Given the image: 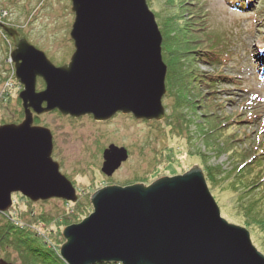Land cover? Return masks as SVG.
Here are the masks:
<instances>
[{"label": "rangeland", "instance_id": "374dc122", "mask_svg": "<svg viewBox=\"0 0 264 264\" xmlns=\"http://www.w3.org/2000/svg\"><path fill=\"white\" fill-rule=\"evenodd\" d=\"M147 2L163 31L164 61L172 62L164 118L137 119L122 112L105 122L58 111L39 116L37 123L52 130L53 158L78 199L32 201L16 192L6 212L42 238L55 261L66 262L60 255L63 230L93 211V192L113 184H150L197 165L222 216L249 229L264 254V231L253 223L264 218V0ZM74 18L71 0H0V29L2 24L20 29L55 64L73 52ZM11 40L0 31V92L12 88L6 100L0 98V125L24 116ZM110 144L126 147L129 157L109 176L102 167ZM18 246L8 244L0 258L28 264Z\"/></svg>", "mask_w": 264, "mask_h": 264}, {"label": "water", "instance_id": "95a60500", "mask_svg": "<svg viewBox=\"0 0 264 264\" xmlns=\"http://www.w3.org/2000/svg\"><path fill=\"white\" fill-rule=\"evenodd\" d=\"M75 14L70 61L56 65L20 31L6 24L11 59L23 89L24 117L0 125V212L13 193L32 201L75 202L77 189L53 158L52 130L35 114L58 110L106 120L117 112L161 120L168 65L163 34L147 0H71ZM45 86L38 89V78ZM102 171L112 175L129 157L110 144ZM93 211L63 230L67 264H264L246 227L221 214L201 167L150 184H113L91 195ZM0 264H14L0 258Z\"/></svg>", "mask_w": 264, "mask_h": 264}, {"label": "trees", "instance_id": "16d2710c", "mask_svg": "<svg viewBox=\"0 0 264 264\" xmlns=\"http://www.w3.org/2000/svg\"><path fill=\"white\" fill-rule=\"evenodd\" d=\"M170 19H171V21L174 20V16H171ZM165 29H166V26H165ZM18 30L20 31V29H18ZM0 31L4 35V37L6 38V40L8 42L10 39H12V37H10L4 30L0 29ZM9 46L11 48H13V46H14L13 39L11 40V43H9ZM171 63L172 62H170V64ZM170 64L168 63L169 68H170ZM13 77L15 78V75ZM43 85H44V83H43ZM11 90H12V88H7V89L3 90L4 91L3 93H1L2 88L0 89L1 101L6 100L7 95H9ZM19 91H21V90H19ZM22 113L24 114V109H23ZM23 114H22V116H23ZM22 118L20 120H22ZM38 118L39 117H37V116L35 117V123H37ZM20 120H18V121H20ZM18 121H13V122H18ZM256 218H258V219H254L253 223L257 224L259 226H262L261 230L264 231V218L262 220L259 217H256ZM36 236H37V234L32 232L30 229L23 228V227H20V225H17L15 218L12 217V213L0 212V250H5L4 248H6V246L8 244H15V242H17L19 244L18 247L21 249L24 256L28 259L27 260L28 264H38V263H41V264H67L66 262H64L61 259L59 254H58V257H60L59 259H61V261L60 260L55 261V259L52 256L53 252L46 247V242L42 238H40V237L37 238ZM55 258H56V256H55ZM98 264H114V263L103 262V263H98Z\"/></svg>", "mask_w": 264, "mask_h": 264}, {"label": "flooded vegetation", "instance_id": "af4514ba", "mask_svg": "<svg viewBox=\"0 0 264 264\" xmlns=\"http://www.w3.org/2000/svg\"><path fill=\"white\" fill-rule=\"evenodd\" d=\"M21 33V32H20ZM22 34V33H21ZM72 41H73V39H72ZM73 45H74V41H73ZM15 48V45H14V47H13V49ZM74 50H75V45H74V49H73V52H74ZM72 52V53H73ZM72 53H71V55H72ZM70 58H71V56H70ZM70 58L69 59H67V60H65V61H63V62H61V64H64V63H66V62H69L70 61ZM61 64H56V65H61ZM38 83L41 85V83H44V81H43V79L42 78H38ZM43 85V84H42ZM41 85V86H42ZM22 87H23V85H21ZM45 86V83H44V85H43V87ZM43 87H41L40 89H42ZM39 89V88H38ZM54 111H58V110H54ZM54 111H51V112H54ZM59 112V111H58ZM48 113H50V112H48ZM45 114H47V113H44V114H41V115H45ZM41 115H36L35 114V117L37 116V117H39V116H41ZM67 117H71V118H75V117H73V116H71V115H67ZM79 118V117H78ZM94 118V117H93ZM111 119H112V117H111ZM108 119H106V120H96L95 119V121H97V122H105V121H107ZM152 120H154V119H152ZM21 121V120H20ZM19 122V121H18ZM36 124H38V123H36ZM54 145H55V141H54Z\"/></svg>", "mask_w": 264, "mask_h": 264}, {"label": "built area", "instance_id": "2783aa9c", "mask_svg": "<svg viewBox=\"0 0 264 264\" xmlns=\"http://www.w3.org/2000/svg\"><path fill=\"white\" fill-rule=\"evenodd\" d=\"M114 264H122V263H114Z\"/></svg>", "mask_w": 264, "mask_h": 264}]
</instances>
